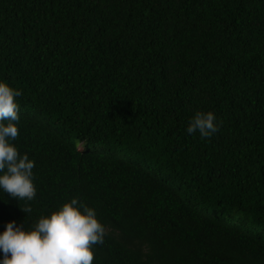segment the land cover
I'll return each mask as SVG.
<instances>
[{"label":"trees","instance_id":"obj_1","mask_svg":"<svg viewBox=\"0 0 264 264\" xmlns=\"http://www.w3.org/2000/svg\"><path fill=\"white\" fill-rule=\"evenodd\" d=\"M0 82L37 190L0 234L77 198L92 264H264V0H0Z\"/></svg>","mask_w":264,"mask_h":264},{"label":"clouds","instance_id":"obj_2","mask_svg":"<svg viewBox=\"0 0 264 264\" xmlns=\"http://www.w3.org/2000/svg\"><path fill=\"white\" fill-rule=\"evenodd\" d=\"M21 92L7 82H0V189L19 200L31 201L36 196L33 182L34 160L21 156L10 141L17 139L18 104ZM222 123V122H221ZM216 115L198 111L187 128L189 134L197 131L202 138L219 131ZM30 213V206L22 207ZM105 226L98 220L94 208L73 198L51 214L41 217L31 229L16 221L7 224L0 234V264H92L93 246L102 244Z\"/></svg>","mask_w":264,"mask_h":264}]
</instances>
